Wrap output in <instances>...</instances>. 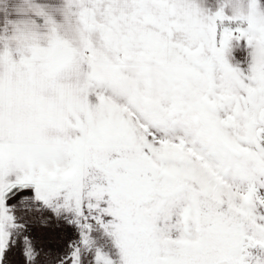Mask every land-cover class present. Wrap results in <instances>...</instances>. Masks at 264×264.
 Returning a JSON list of instances; mask_svg holds the SVG:
<instances>
[{
	"label": "snow or ice",
	"instance_id": "1",
	"mask_svg": "<svg viewBox=\"0 0 264 264\" xmlns=\"http://www.w3.org/2000/svg\"><path fill=\"white\" fill-rule=\"evenodd\" d=\"M0 264H264V0H0Z\"/></svg>",
	"mask_w": 264,
	"mask_h": 264
}]
</instances>
